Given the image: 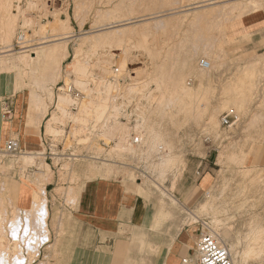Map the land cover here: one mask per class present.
I'll list each match as a JSON object with an SVG mask.
<instances>
[{"label": "rangeland", "instance_id": "rangeland-1", "mask_svg": "<svg viewBox=\"0 0 264 264\" xmlns=\"http://www.w3.org/2000/svg\"><path fill=\"white\" fill-rule=\"evenodd\" d=\"M35 1L37 2V4ZM78 1H79V5L81 6V8L78 10V11L81 10L80 14L79 12H77ZM84 1L87 3V5ZM196 1L197 0H13L11 9L14 16V30L13 33L10 35V39L7 37L5 38V34H3L5 32L4 31L5 26L3 25L5 22L4 20L5 18L3 16L0 17V38H2L0 39V51L6 49L7 44L8 46H10V48L13 49V52L10 56L0 57V74L9 75L8 78L10 80L12 79V84L14 85L13 87L16 90L25 89L30 94L33 90L37 91V93L39 94L38 96H40L38 97L39 106L40 103H42L45 100L44 102H46V104L42 103L40 107L38 106L36 117L37 119L39 117V119L41 120L38 119L39 121L37 120L35 126L38 127V125L40 126L41 122L43 123L42 133L48 130L46 132L47 134L46 138H48V140H49L48 136L51 133L49 132V129L46 127V122H47L46 120L49 119L51 114L53 113L58 114V111L55 108L58 97L60 96V94L68 93L67 92L68 87L72 86V83H75L73 79H75L76 76H74L73 73L71 74V72L74 69L72 63L74 62L75 59L74 56L76 53L75 52L76 47L79 45L81 40L79 36L86 32L90 33L97 29H100V26H97V24L94 23L96 20L95 14L98 8H104V9L113 8L115 10L117 9L115 12L118 15L112 17V19L106 20L105 26H109V23L110 25L121 23L122 21L128 20L130 17H131L130 20L133 21H139L141 18H148L149 16L150 17L171 16V17H176L177 19L174 25L168 27L166 30L161 29L162 31L159 30L157 34L151 33L147 35L146 36L147 40L141 37L139 38V40L137 38L138 43L136 42L137 40L135 39V41H132L130 44H128V49L130 50L127 54V58H129V60L127 62L128 66L126 70H123L122 67L120 66L121 65L120 63L125 55L121 46H114V44L113 46H109L108 44L101 43L100 45H97L96 48L93 47L94 49L91 47L84 48L83 54L81 53L82 55H80V58L83 57V60H85V62L88 63L87 65L90 66L89 67L91 71L90 74L92 75L89 77V80H91V77L94 76L92 77L94 81L96 78H97L96 79L97 82H98V78L100 80L109 81L108 80L109 77L113 75L112 73L113 69L115 67H118L120 68L119 76H122L124 78V82L121 83L120 85L123 86L124 89H126V87L128 86L130 87L132 83H135L136 80L140 81L141 79L146 78L144 76H147V72L150 70L149 68H151V66L153 65L152 62L154 60L155 61L157 60L159 62L167 61L169 63L168 65H171L170 62H174L176 64V67H178L177 69L181 67L180 70L182 76L186 72L184 74V79H186L185 84L188 83L186 84L188 87L191 88L196 87L195 89H197L199 88V85H201L200 83L204 81L202 82L203 83L202 85L204 87L200 89V92L197 89L198 90L197 92L199 93L196 92L198 95V96L196 95V97L198 98L194 97L195 101H193L192 99L193 107L191 106L192 104H190L191 107V109L189 107L190 110L189 109L188 110L185 109L186 111L182 110V112L185 111L184 112L185 114L181 112V114L178 113L179 114L178 115L176 111L173 109L174 110L173 112L171 108L168 109V112L156 113L154 106L152 108L153 105L152 101H154L153 97L157 96V93L155 91L156 89H154L155 85L151 84L149 88L144 89V92H142L139 95L137 93L136 96L133 93H132L133 95L128 94L129 96H131L130 99L132 100L131 101L129 99V103L133 102V109H132L133 113L130 114L133 115L135 118H137L139 120L138 121L139 123L144 121L146 117L147 119L150 118L149 120H147L145 124V128H147L148 125H152L154 129L153 130L154 135L157 137V139H160V140L157 139L155 140L156 137H153L154 139L152 140L157 141L155 145H152L153 143H148V141L147 142L144 141V143H142L140 146L132 145L131 147H129L124 143L122 139L121 142L119 141L120 139L117 138L118 133L124 132L127 129L128 124L125 123V116L124 114L121 113L122 112L120 108L121 106L120 103L118 102L116 110L113 107H108V109L106 110V112H108L111 116L114 111L115 112L117 111L116 112L117 114L114 113L112 116L114 118L112 122L108 123L107 125L109 126L110 124L117 123L121 125L123 129L116 130L117 128H114V132H111V130L110 131L108 130V126L104 125L102 126V134L100 136H98L95 139L87 138L88 140L86 138H83L85 141L86 140L89 141L88 142L89 144L84 145V147L82 146L78 147L75 150L76 153H84V152L95 153L97 155H100L103 161L94 160L89 157H78L76 159L68 158L65 154L69 153L67 152V147L72 142L69 141V138H65L63 139V141L62 140L60 141L59 131H58L59 135L57 134L59 137L57 135L54 136L56 138L53 141H56L57 137L59 139L54 147L51 148L47 144L43 146L41 142V148L38 150L49 153L48 149L50 147L52 150L54 149L58 155L41 154L36 159L38 161L36 163L37 165L35 164L34 166L25 165L23 164V162H21L23 159L22 153H24L25 150H23L22 153L20 154L13 155L6 152V150L4 149L5 147L0 148V197L3 198V201L7 207L6 217L9 218V216H12L13 213V215L18 214L19 216H21L23 221L25 218V213L17 210L16 204L14 203L13 191L15 184L19 180V175L23 177H27L28 179L34 181L33 179H35V177L37 178V175L40 174V172L42 171L48 172V175L45 178L46 182L45 181L44 182L46 183L45 187L48 198V208H49L48 226L50 229V239L49 241H47L46 243L40 246V250H39L40 252L38 256L30 264H39L41 262H44L45 264L46 263L59 264V261L61 260L62 257L60 251L61 241L63 236L66 235L65 226L62 225L63 220L64 219L66 220L65 207L73 206L76 201V194L74 196L75 198L69 200L65 192L69 190L70 187V190H73V192L76 193L78 191L81 182L95 176H105V177L113 176L116 178L124 179L125 181L126 180L130 181L127 184L128 187L136 191L139 195H141L144 201H146V204L149 205L150 209L153 210V218H154L153 230L156 231L161 230L162 232L165 233L166 238H170V236L174 235L178 230L187 226L199 227L200 230H202L204 226H209L213 232L216 230L215 231L216 233L218 229L222 231L224 225L225 227H229L230 225H232L233 227H235L234 230L228 236L221 233L220 239L225 241L229 247L238 245L240 247L239 249L240 251L243 250V248L245 247L244 240H242L239 244H237V237L238 236L242 237L246 233L245 225H243L244 223L243 221H248L249 216L237 215L236 214L237 210L232 209L228 206L233 202L237 204L241 202V200H239L240 198L232 195L237 193L235 189L234 190L236 193L234 191L233 193L232 191L225 190V188L226 187L236 188L239 187L240 185L241 186L245 185V183H243L242 172L247 170V168L251 167L252 169L255 168V170L256 169L257 170L262 169V171L264 170V115H263L264 114V58H258L256 60L257 61L256 63H253L252 59L243 58L242 47H241L242 42H240L242 39L240 40L237 37L233 38V36L229 35V30L231 29V25L233 24L234 21V19H232L230 16H225L226 18L223 17L222 19L212 18V20L210 19V21L206 20L202 22L203 24L197 23L198 25L197 24L193 25L192 23L193 21L191 19V13L187 12L186 10L187 8L194 6L196 4L195 3ZM207 1L209 2L211 0H200V3L201 4L205 2L207 3ZM173 8L175 10H173ZM259 9L262 8L249 10L245 14L235 17V19L237 21L241 19L244 15L253 11H257ZM171 12H180V13L174 14ZM58 14L61 18H65V19L70 18L69 19L70 28L64 31V33L62 32L59 35H57V37L61 36L62 34H63L62 36L74 35L75 37L74 39H71L70 42H68L69 55L62 62V69H61L62 76L60 75L58 80L55 81L56 83L50 81L47 84V87L49 89L51 88L53 91L54 95L50 94L51 96L53 95L54 97L53 98L50 97L49 90H47L48 88L43 89L34 84L32 80L33 76L30 66L22 62L20 57L24 54V52H21L22 50L24 49L27 50V48L31 49L32 47L37 46V44L41 43L44 39L48 40L54 37L53 36L54 33L53 35L51 33L52 31L48 30L47 31L48 33H46V30H44L46 33L44 34L42 31H40V29H41V25L43 26V24H45L44 26L46 25L49 26L53 24L55 22V17ZM76 14H78V16L80 15V17H76ZM219 20L220 22L222 20L221 23H224L227 29L224 32V34L222 30L223 28L221 27L223 24L221 25ZM102 27H104V25H102L101 28ZM23 31H24L23 33L24 39L26 40L23 39L22 41H19V35ZM49 33H51V37ZM142 39L146 40L147 42L143 41ZM133 42L137 44L136 45L132 44ZM149 48L153 49V50L151 49L153 53L149 52L150 51ZM30 51L32 50H29V52ZM150 53H151V57H150ZM155 53H157L161 57L164 56L166 58L164 57L161 58L160 56L156 57L157 54ZM152 56L154 57L152 58ZM158 57L159 59L161 58L160 59L161 61L158 59ZM170 57H172V59ZM187 59H190L191 61L192 64V66L190 64V67L192 68L191 70L190 68H188V66H184L183 64V61L185 62ZM201 59H207V60L213 59L214 60V65L212 67L213 69H210L209 72L207 71V73L201 74L200 72L202 70L200 69L201 67L199 65ZM3 60H5L6 64ZM69 67L71 69L70 71H69ZM199 69L201 71H199ZM233 79H237V80L235 81ZM87 84L89 86V84L91 83H89L88 81ZM205 87L207 88L206 90ZM65 88L67 91L65 90ZM90 88H94V87H90ZM80 90H82L86 95V97L84 98V102L81 103L82 105H84L86 101L88 102V100H90L92 95L91 93L89 94V91L87 92V90H83V89ZM94 90L95 89H93L92 93H94ZM152 90H153L152 92L153 97H151ZM105 93L106 92L104 90L102 95H105ZM110 94L111 95L113 94L112 89L109 95ZM72 95L74 98L75 95L74 94ZM72 95L70 96L68 95L70 98L68 99L69 103L67 102L68 107L66 106L67 108L66 116L62 118L63 119L62 121L53 124V126L55 125L54 127L61 129L64 128L65 125L67 124L66 120L68 119L66 117H69V114L71 112L72 114H74V117L72 116L73 118H75L76 116L77 117L80 116L81 113L82 114L85 113V112H81L82 105L80 106L81 107L79 110L80 112L78 111V113L72 111L71 107L69 109L70 104L74 101L72 100ZM235 96L238 97L241 96L243 102V106H241V108L237 106L235 107V104L233 105V103H230V105L229 104L225 105V103L229 102ZM40 98L43 100H41ZM135 104L138 106H136ZM134 105L135 107H137L136 109H134ZM198 106L199 108L196 109ZM231 107L235 108V111L239 115L240 119L238 120V122H235V124H233L232 126L224 127L223 125H221L219 121L221 119V114L223 111ZM109 109L111 111H109ZM142 110H144L145 113L144 112L142 113ZM146 110L149 112H147ZM44 111H47V113H44ZM211 111L213 113H215V111H218L216 112V116H217V121H219L216 122L217 125L216 123H214V126L209 125L210 127H212V131L210 130V127L208 126L207 123L209 119V115L212 114ZM106 112L104 116L108 115L106 114ZM255 113L261 114V117H260V121L258 120L254 124L251 121V119L253 118V115L254 116L256 115ZM2 115H3V108L1 107V116ZM93 116L94 115L88 117L87 121H83V120H79V121L76 120V121L77 122L81 121L80 123L86 124L85 122L89 123L91 120H95L96 117ZM161 116H164V118ZM141 117L145 119H142ZM43 118L45 119L43 120ZM153 121L156 124H154ZM207 126L209 127V130L207 129ZM61 129H57V130H61ZM76 129L77 130L75 131V133L78 132V134H83V129H81V127L80 129L78 128ZM115 130L118 131L117 134H115L116 132ZM103 131L105 133H103ZM63 132H64L63 130L60 131V133ZM158 132H161V137ZM162 132L164 133L163 135ZM203 133L210 134L213 139V142H211L210 144H206L202 139ZM101 139H104L107 145H103L101 143ZM158 141H160V143ZM119 144L120 147L123 149L119 147ZM159 146H162L163 150L160 149ZM221 150L225 154L224 161L222 164L218 162L219 154L221 153L220 152ZM228 152L229 155H227ZM167 153L168 155L170 154V156L175 155L177 158H175V156L172 157L174 161H172L168 167L167 166L165 167L163 166L161 160L163 159L162 161H164V157L167 158L169 157ZM131 154H133V156H131ZM46 155H48V157H46ZM109 158L110 160L114 159L115 162L104 161V159L109 160ZM200 162H202V165L199 167ZM47 164L50 165L49 170H51V173H49L50 172L49 170L47 171L44 168L45 165L47 166ZM204 168H209L213 171V181L209 186V188L206 189V191L201 192L199 195L195 197L189 195H183L181 191L180 194L177 192V190H179L178 182L180 181L182 174L184 172L187 173L189 171H192L193 175L195 174L197 175ZM28 179H23L22 183L25 186L26 185L31 186V192H32V185H31L32 182ZM157 182L160 184H158ZM156 183L158 184L157 186ZM2 186L5 187L3 188ZM260 186H264V185L260 184ZM58 189L61 191L58 192ZM174 199H177V201ZM251 200L252 199H249V201ZM202 203L208 206L204 208ZM28 205L29 203L21 207L26 208ZM222 206L223 208H221ZM191 211L195 212L196 216L193 215ZM217 218L223 219L221 223L224 224L223 225L218 224ZM140 232L141 231L139 230L138 227H127V228H123L118 233V236L120 239H124L125 241L133 239L135 243L139 244L138 241L140 240V237H138L136 234H139ZM1 238L2 237H0V239ZM2 240L3 243H6L7 240L9 241V236L2 238L0 241ZM196 240L198 241V236L196 237ZM6 244L9 243L7 242ZM21 244L24 249V250L22 249L21 255H24L26 258L28 256L30 257L31 253L30 252L28 253V249H26V246H24L23 242ZM234 256L236 258L235 262L237 264H240V258L236 256V253H234ZM116 261L117 264H123L121 255L116 256ZM249 264H252V262H250Z\"/></svg>", "mask_w": 264, "mask_h": 264}, {"label": "bare ground", "instance_id": "bare-ground-1", "mask_svg": "<svg viewBox=\"0 0 264 264\" xmlns=\"http://www.w3.org/2000/svg\"><path fill=\"white\" fill-rule=\"evenodd\" d=\"M12 1L13 0H0V17L3 16L5 18L4 19L5 22L3 21L4 22L3 25L5 26V30H4L5 32L3 34H5V38L7 37L9 39H10V35L13 33V30H14V16H13L12 9H11L12 8ZM195 3L196 4L194 6L189 7L186 10L187 12H190L191 13V19L193 21L192 22L193 25L194 24H197V23L201 24L202 22H204L206 20H209L210 21V19L212 20V18H221L222 19L225 16H230L232 19H234L233 23L235 24L236 23L235 17L241 16V15L245 14L247 11L252 10V9L264 8V0H211V1H209V2L207 1V3L205 2L203 4L200 3V0L199 1L197 0ZM36 4H37V2H36ZM83 5H84V3H83ZM86 5H87V3H86ZM125 7H127V6H125ZM29 8H30V6H29ZM75 8H74V10H75ZM80 8H81V6L79 5V1H78V4H77V12H79V14H80V11L81 10L80 11H78V10ZM175 8H178V7H175ZM116 10L113 9V8H110V9L98 8L97 11H96V14H95L96 15V20H95L94 23L97 24V26H100V29H97V30H95L93 32H90V33H87L86 32V33H84V34H82V35L79 36V38L81 40L79 39L80 40V43L76 47V51H75L76 53H75V56H74L75 57L74 62L73 63L71 62L73 64V68H74L72 70L71 74L73 73L74 76H76V78L73 79L75 83H72V85L75 84L74 87L77 88V89L87 90V92L89 91V94L91 93L92 97L90 98V100H88V102L87 101L85 102L86 104L85 103H84V105L81 104L82 105V109H81L82 111L81 112H85L86 114L85 113H83V114L81 113L80 116H78V117L76 116L77 118L75 117V121L76 120H78V121L79 120L87 121L88 120L87 119L88 117L94 115L96 117L95 120H97L98 122L99 121H102L106 125V124L110 123V120H113L114 119L112 116H113L114 113L117 112V111L116 112L115 111L114 112L112 111L113 112L112 113V116L108 112H106V110L108 109V107H113V108H115V110L117 108V104H116V101H115L116 100V97L115 96L111 97L110 96L111 94L109 95V93H111V89L114 88V85L111 84V82H109L107 80H100V81L94 83V86H93L94 88H90L88 86L87 83H88L89 77L92 74H90L91 71L89 69L90 66L87 65L88 63H86L85 60H83V57L80 58V55L83 54L84 48H88V47H91V48L95 47L96 48V46L97 45H100L101 43L102 44H108L109 46H113V44H114V46H121L125 55L123 54L124 57L122 56L123 59H122V61L120 63L121 64L120 66L122 67L123 70H126L127 69V66H128L127 65V62L129 60V58H127V54H128V52L130 50V49H128V44H130L132 41H135V39L137 40V38L139 40V38H141V37L142 38H145L147 40V38H146L147 35H149L151 33H156L157 34V32L159 30H161V29L162 30L163 29L166 30L168 27L174 25V23H175V21L177 19L176 17H171V16H169V17H165V16H155V17L153 16V17H150L149 16L148 18H141V19L139 18L140 19L139 21H133V20H130L131 19V17H130L128 20L122 21L121 23H118V24H112L111 23L112 25H110V23H109V26H105V24H106L105 21L106 20L112 19V17H115L116 15H118L115 12ZM173 10H175V9L173 8ZM178 11H180V10H178ZM171 13H174L175 14V13H180V12H171ZM124 15H126V14H124ZM127 16H129V15H127ZM76 17H80V15L78 16V14H76ZM67 18H69V17H67ZM69 19L61 18L59 16V14H58L55 17V22L53 24H51L49 26H47V25L44 26L45 24H43V26L41 25V29L39 28L40 31H42L44 34L48 33L47 32L48 30L49 31H52L51 33H52V35L54 33V35H53L54 37H52L51 39H48V40H45L44 39L41 43L37 44V46H34L31 49H28L27 48V50L24 49V50L21 51V52H24V54L22 53L23 55L20 57V59L26 65L30 66V68L32 70V76H33L32 77V80H33L34 84L37 85V86H39V87H41V88H43V89L44 88H48L47 87V84L50 81L55 82L56 80H58V78L61 75L62 62L69 55L68 42H70L71 39H74L75 36L74 35L62 36L63 35L62 34L61 36L57 37V35H59L62 32L64 33V31H66V30H68V28H70V20ZM119 19H120V17H119ZM114 20H115V18H114ZM219 22H220V20H219ZM221 22H222V20H221ZM49 23H52V22H49ZM102 25H104V27L101 28ZM221 25L220 26L223 28L222 30H223V34H224V32L227 29H226L224 23H221ZM81 26H83V25H81ZM95 28H96V26H95ZM44 30H46V33H45ZM71 30H72V28H71ZM51 33H49L50 34V37H51ZM0 39H2V38H0ZM24 40H26V39H24ZM138 40L136 41L137 43H138ZM142 40L143 41H146L144 39H142ZM142 40H141V42H142ZM167 43H168V41H167ZM132 44H135V43L133 42ZM139 44H140V42H139ZM143 45H144V43H143ZM154 46H155V44H154ZM6 47H7L6 49L0 51V57H6V56H10L12 54L13 49L10 48V46H8V44H7ZM129 47H131V46H129ZM149 49H150L149 52L153 53L151 51L152 48H149ZM29 50H32V51L29 52ZM151 53H150V57H151ZM157 53H158V51H157ZM157 53H155V54H157ZM194 53H195V51H194ZM171 54H172V52H171ZM91 55H92V52H91ZM157 56H160V55L157 54L156 57ZM153 57L154 56H152V58ZM162 57H164V56H162ZM164 58H166V57H164ZM170 58L172 59V57H170ZM16 59H17V57H16ZM158 59H159V57H158ZM167 59H168V57H167ZM5 60H3V61L5 62ZM202 61H206L208 64L205 65V63H202ZM169 62H170V60H169ZM5 64H6V62H5ZM152 64L153 65L151 66V68H149L150 70L147 72V76H144L146 78L143 77L144 79H141L140 81H137L136 80L137 82L134 80L135 83H132V85H130V87L129 86L126 87V89H124L123 92H125V94H132L133 93V94L136 95V93H137L139 95L142 92H144V89L149 88L151 86V84H152V85H155V88L154 89H156L155 91L157 93V96L156 97H153L152 96L153 90L151 91V97L154 98V101H152V104H153L152 105V108L154 106L156 113L157 112H162V113L168 112V109L169 108H171L172 110L174 109L177 114L178 113L181 114L182 110H185V109L188 110L189 107H190V104H192V102L195 101L194 100V97H196L197 93L200 92V89L204 87L202 85L203 84L202 82H204V81H202V78H201V81L202 82L200 83L201 85H199V88H197L199 90V92H197L198 90L195 89L196 87L195 88H191V87H188L186 85L188 83L185 84V82H186L185 80L186 79H184V74L186 72L182 76V73H181V70H180L181 67H179V69H177L178 67H176V64L174 62H170L171 65H168L169 63L167 61L166 62H159L157 60L156 61L154 60L152 62ZM183 64H184V66H188V68H190V70L192 69L190 67V64H191L190 59H187L185 62L183 61ZM199 65L201 67L200 69L202 70L201 71L199 69V71H201L200 73L201 74L207 73V71L209 72L210 69H213L212 67L214 65V60L213 59H208V60L207 59H201ZM191 66H192V64H191ZM70 70L71 69L69 67V71ZM182 71H185V70H182ZM112 73H113V71H112ZM66 74H68V73H66ZM206 78H207V76H206ZM233 80L236 81L237 79H233ZM240 83H242V82H240ZM66 85H68V84H66ZM204 85H206V84H204ZM209 85H210V83H209ZM116 86L118 87V89H120V87H119L120 85L116 84ZM72 88H73V86H72ZM84 88H86V89H84ZM93 89L96 90V91L94 90V93H92L93 92ZM206 89L207 88L205 87V90ZM208 89H210V88H208ZM229 89H231V88H229ZM47 90H49V95L50 94H53V91H52L51 88L50 89L48 88ZM65 90H66V88H65ZM104 90H105V92L107 94L105 93V95H102V93L104 92ZM95 93H96V95H95ZM66 94H64V93L63 94H60V96L57 99L56 109L58 111V114H56V113L54 114L53 113V114H51V116L49 117V119L46 120L47 121L46 122V127L49 129V132L51 133L52 136H56L58 134V131H59V134H60V131L63 130V129L57 130V129H60V128L54 127L55 125L53 126V124H56L57 122L62 121L63 120L62 118H64L66 116V109H67L66 106L68 107L67 102H68V99L70 98L68 96V94L67 95ZM38 95L39 94L35 90H33L31 92V94H30V108H31V110L38 109V106H39V104H38L39 98L38 97H40ZM53 95L52 96L50 95V97H53ZM196 98H198V97H196ZM229 98H231V97H229ZM192 99H193V101H192ZM41 100H43V99H41ZM51 100H52V98H51ZM44 101L43 102L41 101V102L46 104V102H44ZM42 103H40V106H41ZM230 103H233V105L235 104V107L237 106L239 108H241V106H243V102H242L241 96L240 97L235 96L229 102L225 103V105L226 104H229L230 105ZM155 104H156V107H155ZM138 105H139V102H138ZM195 105H196V103H195ZM150 106H151V104H150ZM191 106L193 107V104ZM139 107H141V106H139ZM198 108H199V106L196 109H198ZM231 108H233V107H231ZM231 108H229V109H231ZM239 108H238V111H239ZM190 109H191V107H190ZM229 109H227V110H229ZM233 109H235V108H233ZM47 110H48V108H47ZM174 110H173V112H174ZM109 111H111V110L109 109ZM153 111H154V109H153ZM32 112L34 113V111H32ZM105 112L108 115H105L104 116ZM139 112H140V110H139ZM143 112L145 113L144 110H142V113ZM147 112H149V111H147ZM184 112H182V113H184ZM216 112H218V111H215V113L212 112V114L209 115V119L207 121L208 126L209 125L210 126H214V123L219 122V121L221 123V120L217 121ZM44 113H47V111H44ZM118 113H119V111H118ZM141 115H143V114H141ZM217 115H218V113H217ZM42 116H44V115H42ZM137 116H138V114H137ZM73 117H74V115H73ZM161 117L164 118V116H161ZM260 117H261V114H258L257 113L255 116L253 115V118L251 119V121L255 124L258 120L260 121ZM66 118H69V117H66ZM110 118H113V119H110ZM38 119H39V117H38ZM142 119H145V118H142ZM149 119H147V117H146V119L143 121V123L139 125V126H143L140 129V131H141V135H142V138H143L144 141H146V142L148 141V143H153L152 145H155V143L157 141H153L152 140V139H154L153 137H156L154 135V133H153V130L154 129H153L152 125H148V127L146 126L147 128H145V124H146L147 120H149ZM37 120L34 121V123H33V120H32V122L28 123L27 124L28 127L35 126ZM39 120H41V119H39ZM137 121H139V120L137 119ZM85 123L87 124V122H85ZM154 124H156V123L154 122ZM157 124H159V123H157ZM216 125H217V123H216ZM106 126H108V125H106ZM208 126H207V129L209 130V127L210 126L209 127ZM156 127H157V125H156ZM114 128H117L116 130L123 129L122 126L119 125V124H117V123L110 124L108 126V130L109 131L111 130V132H114ZM52 129H54V130H52ZM78 129H80V127ZM81 129H82V127H81ZM215 129H214V131H215ZM210 130L212 131V127H210ZM55 131H57V132H55ZM163 132H162V135L165 133V132L164 133ZM103 133H105V132L103 131ZM158 133L160 134V137H161V132H158ZM121 134L123 135V132H121ZM156 139H157V137L155 138V140ZM157 140H160V139H157ZM83 141H85V140L83 139ZM158 142L160 143V141H158ZM156 146H157V144H156ZM119 147H120V144H119ZM149 148H150V146H149ZM121 149H123V148H121ZM128 149H129V147H128ZM119 151H121V150H119ZM168 151H169V149H168ZM227 151H228V149H227ZM152 152H153V149H152ZM164 152H166V151H164ZM220 152L221 153L219 154V159L218 158L217 159H218V162L222 164L223 161H224V155L225 154L222 152V150ZM38 153H40V152L39 151H32V150L31 151L25 150V152L22 153L23 154L22 155L23 156L22 157L23 159H22L21 162H23V164H25V165H30V166L33 165L34 166L38 162L36 160L37 157L39 156ZM143 153H144V151H143ZM167 155H168V153H167ZM227 155H229V152H228ZM168 156H169L168 158L167 157H164V161H162L163 159L161 160L163 166H165V167L166 166L168 167L171 164V162L174 161L172 157H174L175 155L174 156H170V154H169ZM175 158H177V157L175 156ZM227 159H229V158H227ZM101 161H103V160H101ZM104 161L105 162H110V161H114V159L113 160H110V158H109V160L108 159H104ZM175 162H176V160H175ZM48 165L49 164H47V166L45 165V167H44L45 170H47V171L49 170V167H50V165L49 166ZM161 168H162V166H161ZM49 171H50L49 173H51V170H49ZM160 173H163V172H160ZM38 175H37V178L35 177V179H33L34 181H32V183H31V185H32V192H31V196H30V200H29V205L26 208H24L23 210H21L20 207H17L16 206V209L17 210L22 211V212L25 213L24 221L22 220L21 216H19L18 214L17 215H13V213H12V216H9V218L6 217L7 207H6V205H5L4 201H3V198L0 197V235H1L0 237L5 238L6 236H9V241L7 240V242L9 244H6L7 242L6 243H3V240L0 241V264H30L38 256V254L40 252L39 251L40 250V246L42 244L46 243L47 241H49V239H50V229H49V226H48L49 208H48L47 192H46V187H45V184H46L45 183L46 182L45 181V178L48 175V172H46V171L43 172L42 171ZM242 176H243V183H245V185H243V186L240 185L239 187H236V188H231V187H226L225 188V190L232 191V192L233 191L235 192V190H236L237 193L235 192L236 194H232V195L240 198L239 200H241V202H239L237 204L233 202V203H231L228 206L230 208H232V209H236L237 210V213L236 212L235 213L237 215H240V216L248 215L249 216V220L248 221H243L244 222L243 225H245V231H246V233L242 237L241 236H238L237 237V244H239L242 240H244L245 247L243 248V250L240 251L239 250L240 247L238 245H234V246H231L230 247V250H231V252L233 254L234 260H236V258L234 256V253H236V256L238 258H240V264H249L250 262H252V264H254V263H258V262L264 261V186H260V184H263L264 185V170L263 171H262V169L261 170H257V169L255 170V168L252 169L250 167V168H247V170H245V171L242 172ZM157 183H156V186L158 184H160V183H158V184ZM160 186H162V185H160ZM59 191H61V190L58 189V192ZM63 191H65V190H63ZM65 193H66L67 197L69 198V200L75 198L74 196H75L76 193L73 192V190H70V187H69V190H67ZM249 199H252V200L249 201ZM174 200L177 201V199H174ZM206 206H208V205L203 204V207L204 208ZM209 207H207V208H209ZM221 208H223V206ZM201 209H202V207H201ZM192 213H193V215L196 216L195 212H192ZM226 220H227V218H226ZM222 221H223V219H218L217 220V223L218 224H222L221 223ZM234 228L235 227H233L232 225H230L229 227H225V225H224L222 231H220L218 229L217 232L215 233V231H216L215 230L214 233L217 236H219V238H221L220 237L221 233H223L224 235L228 236L234 230ZM22 242L24 243V246H26V249H28V253L29 252L31 253V255L29 254L30 257L29 256H28L29 258L27 257L28 259L24 255H21V252H22V249H23L22 244H21ZM39 264H45V263L44 262H41ZM46 264H48V263H46Z\"/></svg>", "mask_w": 264, "mask_h": 264}, {"label": "crops", "instance_id": "crops-1", "mask_svg": "<svg viewBox=\"0 0 264 264\" xmlns=\"http://www.w3.org/2000/svg\"><path fill=\"white\" fill-rule=\"evenodd\" d=\"M232 25L229 35L242 39L243 58L252 59L253 63L264 58V8L244 15ZM8 76L0 74V148L17 137L23 150L38 151L43 123L28 127V123L37 120V109L30 108V93L14 89ZM5 106L11 109L9 116H1V107ZM23 179L28 178L19 175L13 191L14 203L21 210L24 209L21 206L29 203L31 194V186H25ZM212 181L213 171L209 168L197 175L184 172L177 192L195 197L206 191ZM128 182L113 176H95L81 182L74 205L65 207L66 220L62 225L66 235L61 241L59 264H117L116 256L120 255L123 264L196 263L200 228L183 227L170 238L161 230H153V210L128 187ZM127 227L139 228L141 232L136 234L140 237L139 244L133 239L119 238L118 233Z\"/></svg>", "mask_w": 264, "mask_h": 264}, {"label": "built area", "instance_id": "built-area-1", "mask_svg": "<svg viewBox=\"0 0 264 264\" xmlns=\"http://www.w3.org/2000/svg\"><path fill=\"white\" fill-rule=\"evenodd\" d=\"M24 32H21L19 35V41H22L24 39ZM202 63H205V65H207L208 63L206 61H202ZM119 68L115 67L113 69V75L109 77V82H111V84L114 85L113 90V94L111 95V97L115 96L116 97V104L117 102L120 103V108L122 111V114H124L125 116V123L128 124L127 129L123 132V135L118 131L115 132V134L118 133V139H120L119 141L121 142V139L124 141V143L131 147L132 145H138L140 146L142 143H144L142 135H141V131L140 129L143 126H139L140 124L143 123L142 122H138L133 115H131L130 113H133V102L129 103V99L131 98V96H129L128 94H125L124 91V87L121 86L120 84L124 82V78L122 76H119ZM94 77V76H92ZM88 80L89 83V87H93V83L97 82V78ZM98 81H100V79L98 78ZM116 84L120 85V89H118V87L116 86ZM92 85V86H91ZM73 86V88H72ZM68 88L67 93L69 96L74 94V98L72 95V100H74L70 106L69 109L71 107L72 111H75V113L80 110V106L81 103L84 101V98L86 97L85 93L74 87V85H72ZM70 90V91H69ZM136 96V95H135ZM136 105V104H135ZM134 105V109H136L137 107H135ZM138 106V105H137ZM56 108V106H55ZM11 109L6 107L5 109H3V116H9L11 114ZM74 114H72V112L69 115V118L66 120V125L63 129V133H60V141L65 138H69V141H71L72 143L68 145L67 147V152H69L68 154H65L68 158H72V159H76L78 157H89L92 158L94 160H102L100 155H97L95 153H89V152H84V153H76L75 150L78 147H84V145L89 144L87 141L89 139H95L98 136H100L102 134V126L105 125V123H103L102 121H96V120H91L89 123L87 124H83L80 122L75 121V118H72ZM111 119V118H110ZM113 119V118H112ZM240 119L239 115L236 113L235 109L231 108L229 110H225L222 112L221 114V125H223L224 127H230L232 126L235 122H237ZM134 121V123H133ZM112 122V120H110V123ZM107 125V124H106ZM82 127L83 129V134H78V132L75 133L76 128ZM61 129V128H60ZM122 130V129H121ZM85 133V135H84ZM203 141L206 144H210L211 142H213V139L211 137L210 134L207 133H203ZM47 134L46 131H44L41 135V142L42 145L44 146L45 144H47L48 146H50L51 148L54 147L56 145V142L59 140L57 138L56 141H53L56 137L52 136L51 134L48 136V138H46ZM86 138V141L82 142V139ZM101 143L103 145H107L106 141L104 139H101ZM49 147V153H46L45 151H39L40 153H38V155H43V154H48V155H58L55 150L51 149ZM6 150V152L13 154V155H17L22 153L23 149L20 146L19 140L17 139V137H12L10 138L7 143L6 146L4 148ZM160 149L163 150V147L160 146ZM137 152V151H136ZM48 155H46V157H48ZM131 156H133V154H131ZM196 251H197V260L195 264H237L234 260L233 254L230 250V247L228 246V244L223 241L222 239H220L212 230L209 226H204V228L202 230L199 231L198 234V241H197V247H196ZM185 263H188V259H184ZM254 264H264V261L262 262H258V263H254Z\"/></svg>", "mask_w": 264, "mask_h": 264}]
</instances>
